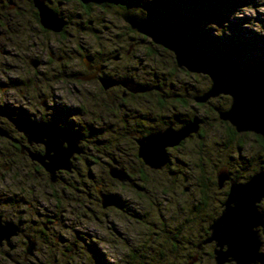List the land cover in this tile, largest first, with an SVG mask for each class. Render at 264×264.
<instances>
[{
    "label": "rangeland",
    "instance_id": "obj_1",
    "mask_svg": "<svg viewBox=\"0 0 264 264\" xmlns=\"http://www.w3.org/2000/svg\"><path fill=\"white\" fill-rule=\"evenodd\" d=\"M14 1L16 13H10V19L7 12L13 0H0V18L15 22L14 28L0 24V107L7 106L16 112L12 117L18 118L24 110L35 114L40 109L47 120L51 109V118L60 122L59 126L76 127L74 130L83 133L80 146L85 150L74 153L72 169L58 170L57 180L52 182L46 169L30 158L24 148L29 143L22 132L0 135V214L32 234L37 247L32 255H26L27 244L20 245L18 264H188L195 245L209 235L205 230L220 214L229 189L228 182L218 187L219 169L225 167L230 175L233 170L245 180L264 165V148L255 138L257 133L234 130L232 138L229 122L221 120L217 110L226 109L231 97L221 93L204 102L195 101L193 96L210 87L209 77L186 69L179 72L172 53L155 44L153 52H148L152 44L146 41L131 47L141 61L132 55L120 60L113 57L108 70L129 69L146 75L143 84L155 81L148 75L156 70L164 71L169 86L164 88V96L147 88L146 93L136 91L116 101L110 96L117 93L102 91L97 80H76L71 71L77 76L84 73V60L102 63L107 55H125L128 37L134 34L121 17L122 8L90 3L92 8L86 10L80 0L64 1L58 12L68 21L62 34L53 35L41 32L32 19L30 0ZM174 2L175 12L204 6L197 0ZM129 3V8L141 14L142 3L147 8L157 1ZM195 21L187 35L197 38L208 53L219 49L221 56L242 68L264 72V0H238L225 11ZM14 29L21 36L15 35ZM57 48H61L60 55L72 51L73 57L53 65L39 62L36 68L29 64L30 57L45 59L51 51L57 54ZM183 115L201 118L203 134L192 133L183 145L168 147L170 163L165 169L151 170L140 162L134 134L128 131H138L139 122L152 127L172 117L180 120ZM3 116L8 121L0 120V126L11 131V119ZM110 165L123 168L128 180L111 177ZM100 193L113 204L104 207ZM260 207L264 210V199ZM22 239L12 237L17 242ZM261 239L264 264L263 234ZM4 244L0 264H17L6 258L9 246ZM204 246V251L199 248L202 255L195 263L216 264L214 258L206 256V249H212L214 242Z\"/></svg>",
    "mask_w": 264,
    "mask_h": 264
},
{
    "label": "water",
    "instance_id": "obj_2",
    "mask_svg": "<svg viewBox=\"0 0 264 264\" xmlns=\"http://www.w3.org/2000/svg\"><path fill=\"white\" fill-rule=\"evenodd\" d=\"M83 4L95 3L102 5L105 0H80ZM39 15V21L45 29L61 32L66 20L59 16L47 0H32ZM122 19L130 27L146 35L154 44L160 45L173 53L176 64L191 73H203L211 81L210 87L194 96L197 102H204L210 97L226 94L231 97L226 109H217L219 118L234 126L236 131H253L264 137V74L248 71L234 60L208 53L195 40L185 35L174 26L161 19L149 18L136 13L129 8L121 13ZM33 66H38L39 60L31 58ZM99 70L98 67H96ZM104 88L121 83L129 90L145 91L149 87L137 85L128 77L113 79L100 77ZM10 118L13 126L22 132L29 143L26 148L30 158L40 163L49 173L50 181L57 180V171L72 169L74 153H82L80 146L82 136L78 130L66 129L53 123L12 117L10 113L0 112ZM199 120H191L179 128L172 125L148 133L136 139L138 156L153 169L165 166L168 161V147H173L192 133L200 130ZM0 135L10 137V132L0 126ZM38 142L44 145L42 153L32 150L30 144ZM109 173L113 178L125 181L128 177L123 168L110 165ZM230 180L222 209L207 229L210 234L197 245L201 248L207 242H214L213 255L216 264L234 262L235 264H261L262 247L261 234L264 233V210L260 203L264 199V168L256 171L245 181L230 179V173L223 167L217 173V185L224 187ZM104 207L112 204V199L100 193ZM23 233L22 227L12 219L0 214V245L4 242L11 251L15 244L12 237ZM27 240L26 255H32L36 241L24 234ZM198 260L195 254L188 264Z\"/></svg>",
    "mask_w": 264,
    "mask_h": 264
},
{
    "label": "flooded vegetation",
    "instance_id": "obj_3",
    "mask_svg": "<svg viewBox=\"0 0 264 264\" xmlns=\"http://www.w3.org/2000/svg\"><path fill=\"white\" fill-rule=\"evenodd\" d=\"M64 1H69V0H47V3H48V5L50 6V7H52L53 9H54V11L57 13V14H59L60 15V13L58 12V11H60L59 10V7L60 6H63L62 5V3L64 2ZM1 2H3L4 3V0H1ZM30 2L32 3V6H33V11H32V14H31V17H32V19L34 18V20H35V23H36V25L39 27V29H40V31L41 32H47V33H50V34H62L63 33V31H61L60 33H56V32H54V31H51V30H48V29H45L44 27H42V25L40 24V21H39V15L37 16L36 15V12L38 13V11H37V9H36V7L33 5V2H32V0H30ZM81 5H83V7L86 9V10H89V8H92V4H88V5H86V4H81ZM111 6L113 5L112 3L110 4ZM15 6H16V1H14L13 0V3H11V6H9V10H8V12H7V15L9 16V18L11 19L12 18V16H10V13H12L13 14V11L16 13V9H15ZM127 8H129V7H127ZM126 9V8H125ZM130 9V8H129ZM2 15V14H1ZM60 16H62V15H60ZM37 17H38V19H37ZM9 20V19H8ZM8 20H5V21H3V19H1L0 18V24H3V23H8L9 25H11L12 26V28H14V25H15V22H13V21H8ZM67 20V19H66ZM68 21V20H67ZM91 22H92V20H90ZM19 23V22H18ZM28 23L30 24L31 23V19H30V22L28 21ZM125 26V25H124ZM31 27H32V25H31ZM127 28V27H126ZM19 29V27L17 28V30ZM128 29H129V31H131V33H133L134 35L133 36H129L128 37V49L126 50V52H125V55H122V54H120L119 52L117 53V54H115V55H110V56H108L107 55V57H105V59H106V61H104V62H102V63H98L96 60V62L95 61H93V59H90V58H88V59H86V60H84V64H85V68H86V71L84 72V73H81L80 75H76L75 74V71L73 72V71H71V73H72V76L73 77H75L76 78V80H81L82 78H84V79H89V80H97L98 82H99V87L101 88V90L102 91H106V92H111V94L113 93H117V95H115V96H110V99L113 97V99H115L116 101H118V99L119 98H121V101L122 100H124L127 96V94H133L134 92H131V91H128L126 88H125V86L124 85H122L121 83H117V84H114V85H111L110 87H107V88H104L103 86H102V84H101V82H100V77H109V78H113V79H121V78H125V77H128V78H130L131 80H132V82L134 83V84H137V85H142V86H146V87H149V88H151V90H149L150 92H160L161 93V95L162 96H164L165 94H162L163 93V91H164V88H166V86H168L166 83H165V80H166V77H167V74H166V72H164V71H162V72H158L157 70L155 71V74L154 75H148L150 78L152 77V78H154V82H152V83H146V84H143L142 83V80L143 79H145V77L144 76H146V75H142V74H140V73H138V72H133V73H131L130 72V70L128 69L127 70V72H125V71H121V72H118V70H111V71H113V72H109V66H108V63L111 61V60H114L113 59V57H115V58H117L116 60H120V59H124L125 58V56L127 55V56H134L135 58H137V60L138 61H141L140 59H139V57L136 55L137 53H133L132 51V49H131V47L133 46V45H136L137 43H139V42H141V41H146V42H148V43H151L152 45H151V47H148L149 49H146L148 52H153V49H154V43L151 41V39L149 38V37H147L146 35H144V34H141V33H139L138 31H136V30H134V29H132L131 27H130V25L128 24ZM6 30L9 32L10 30H11V27L10 28H6ZM15 30V29H14ZM35 30H37V29H35ZM16 31V30H15ZM11 32V31H10ZM15 35H17V36H21V32L19 31V32H17L16 31V34ZM12 40L14 41V44L15 43H17V41L16 40H14L13 38H12ZM52 44L53 43H51V46H52ZM155 45H157V44H155ZM23 46V45H22ZM157 46H160V45H157ZM123 47V46H122ZM135 47V46H134ZM133 47V48H134ZM164 48V47H163ZM165 49V48H164ZM167 50V49H166ZM56 52H57V54H55L54 52H49V55L47 56V58H43V59H40V58H38V57H30L29 58V61H30V59L31 58H35V59H38L39 61H40V64L39 65H42V64H44V65H47V64H49V63H53V62H60V63H65L66 61H67V56L68 57H73V52L71 51L70 52V54H67V52L66 51H62V52H66V53H64V54H62V55H60L58 52H61V48H57V50H55ZM167 51H169V50H167ZM170 52V51H169ZM48 53V52H47ZM170 53H172V52H170ZM172 55H173V53H172ZM214 55V54H213ZM219 55H220V52H219ZM173 57H174V55H173ZM104 59V60H105ZM174 60H175V58H174ZM28 61V62H29ZM176 62V61H175ZM29 64H31L32 66H33V64H32V61H30L29 62ZM53 65V64H52ZM109 65H110V63H109ZM139 65H142V62H139ZM34 67V66H33ZM96 67H98L99 68V70H97V68ZM34 68H36V67H34ZM110 68H111V66H110ZM177 68H179L178 69V71L179 72H181V71H183L185 68H180V67H178L177 66ZM144 70V69H143ZM247 70V69H246ZM34 71V70H33ZM134 71H135V69H134ZM187 72H189L188 70H186ZM248 71H250V70H248ZM35 72V71H34ZM98 72V73H97ZM261 73V72H260ZM263 74H264V72H262ZM81 78V79H80ZM83 79V80H84ZM86 80H84V81H86ZM88 80V81H89ZM164 83V84H163ZM171 84V83H170ZM168 88H169V86H168ZM119 91H121V94H119L118 95V92ZM172 91H175V90H173L172 89ZM146 92H148V90L147 91H145V92H143V93H146ZM134 94H137V93H134ZM174 94V97H176V98H179V99H181L182 100V98L180 97V96H178L176 93H173ZM193 98H194V96H193ZM105 101V102H104ZM101 102H103V106H104V108L105 109H109L108 108V105H107V103H106V100L105 99H101ZM109 103H111L112 101H108ZM48 106V104L47 105H43V107L44 108H46ZM75 109H77L76 107H74L73 108V110H75ZM64 110H65V112H66V115L67 116H69V111H68V109H66L65 107H64ZM0 112H7V113H10L11 115L13 114L14 115V113H16V112H14V111H12L11 109H8L7 108V106H4V107H0ZM113 113L115 114V115H117L118 113H117V111H113ZM21 115V114H20ZM42 116L43 114H42V110H40V109H37V112L34 114L32 111H29V110H24L23 111V115H21V117L23 118V116H24V118L25 119H28V120H36V121H40V122H44V123H53V124H55V125H57V126H59V125H61V123L60 122H58V121H56V119H53V118H51V109L48 111V115H49V118H50V120H47L46 119V117H41V119L40 120H38L37 118V116ZM16 116V115H15ZM2 119H6L7 120V118L5 117V116H3V114H0V120H2ZM194 119H198L199 120V117H194V118H190L189 116H187V115H183V116H181V118H180V120H174L173 119V117L167 122V121H165L164 123L162 122V123H160V124H156L155 126L153 125L152 127H147L145 124V122H139V123H137V128H138V131H134V129L132 128V129H130L129 131H128V133L129 134H134V138H135V141H136V139L137 138H139V137H144V136H146L148 133H150V132H152V131H156V130H159V129H165L166 127H168V126H170V125H172L174 128H179L181 125H183L184 123H187L188 121H191V120H194ZM8 121V120H7ZM199 122H201V118H200V120H199ZM225 122H227V121H225ZM11 125H13L12 124V122L10 121L9 122ZM228 123V122H227ZM230 124V123H229ZM231 126V125H230ZM59 127H62V126H59ZM233 127V129L236 131V129H235V127L234 126H232ZM62 128H66V127H62ZM66 129H71V127L70 128H66ZM73 129H76V127H74ZM231 130V129H230ZM8 131L10 132V134L12 135V133H14L15 131L16 132H18V133H20L21 134V132L20 131H18L15 127H13V129H11V131L8 129ZM80 132V131H79ZM80 134H81V136L83 137V133L82 132H80ZM198 134L199 135H202L203 134V131L201 130V127H200V130H199V132H198ZM254 134H256V133H254ZM234 135H236L235 134V132H233V130H232V138L234 137ZM13 136V135H12ZM256 136L257 137H255L257 140H259L260 141V143L262 144V146H263V148H264V137L263 136H261V135H258V134H256ZM24 137V136H23ZM186 140H188V138H186V139H184L182 142H180V144H178V145H176L175 147H178V146H180V145H183L184 144V142L186 141ZM137 143V142H136ZM40 145V146H39ZM34 146H38L39 148H35ZM136 146H137V152H136V155H137V158H138V160L140 161V162H142L143 164H145L144 163V161L142 160V158H140L139 156H138V143L136 144ZM30 147L33 149V150H35V151H37V152H40V153H42L43 151H44V146L42 145V144H39V143H32L31 145H30ZM173 148H174V146H173ZM38 149H41V150H38ZM169 150V149H168ZM169 151H168V157H169ZM168 163H170V157H169V161H168ZM146 165V164H145ZM148 166V165H147ZM149 167V166H148ZM167 166H164L162 169H165ZM151 170H154L153 168H151V167H149ZM223 168V167H222ZM262 168H264V165H261L260 167H258V168H256L255 170H254V172L253 173H255L256 171H258V170H260V169H262ZM221 169V168H220ZM161 170V169H160ZM60 172H62V171H60ZM252 173V174H253ZM251 174V175H252ZM232 175V176H231ZM231 175H230V179H240V181H245V180H243L242 179V176H241V174H235L234 172H233V170H232V173H231ZM250 175V176H251ZM249 176V177H250ZM112 177V176H111ZM242 179V180H241ZM128 180V179H127ZM229 183V187H230V180L229 181H226V183ZM226 183H225V185H226ZM224 185V186H225ZM227 192H228V190H227ZM227 192H226V194H227ZM113 204V203H112ZM111 204V205H112ZM261 208V207H260ZM2 215V214H1ZM3 216V215H2ZM4 217V216H3ZM4 218H7V217H4ZM9 219V218H8ZM45 225H46V223H45ZM45 225H43L44 226V228H45V230L47 229V226H45ZM21 226V225H20ZM22 227V226H21ZM22 230H23V233L24 234H28V232H26L25 230H24V228H22ZM208 229L206 228V231H207ZM208 232H209V230H208ZM23 233H20L19 235H17V236H15V237H13L14 239L15 238H19V237H21L22 236V241L21 242H17V241H15V240H12L14 243H15V247L10 251H7V252H5L4 254H5V256H6V258H8L11 262L13 261L14 263H17L18 264V262L20 263V261H19V258H20V255H19V253H18V247L21 245V246H25L26 244H27V240L25 239V236H24V234ZM30 234V233H29ZM263 235H264V233H263ZM30 236H32V234H30ZM5 246V244L4 245H2V246H0V247H4ZM24 251H26V246L24 247ZM13 252H16L17 254H18V256L17 255H14L13 254ZM24 257H25V259L27 258L25 255H24ZM23 264V263H22Z\"/></svg>",
    "mask_w": 264,
    "mask_h": 264
},
{
    "label": "trees",
    "instance_id": "obj_4",
    "mask_svg": "<svg viewBox=\"0 0 264 264\" xmlns=\"http://www.w3.org/2000/svg\"><path fill=\"white\" fill-rule=\"evenodd\" d=\"M132 0H105L102 6L110 5L111 3L122 8L123 10L131 5ZM157 4H150L147 8H143L141 4V14L144 13L149 18H157L163 20L165 23L170 24L174 26L177 30H180L185 35L190 32V28L196 23L195 20H202L203 18L211 15H215L219 12L225 11L229 9L232 6L237 5L238 0H197L198 3H202L204 6H191L192 8L188 12H183L177 10L176 12L172 10V4L175 3L174 0H156ZM132 11H135L134 8H130ZM136 12V11H135ZM137 13V12H136ZM179 13V14H178ZM36 15L38 16V13L36 12ZM38 19V17H37ZM195 27V26H194ZM191 33V32H190ZM188 36V35H187ZM190 37V36H188ZM191 38V37H190ZM194 38V37H193ZM192 38V39H193ZM195 42H197L201 47H203L200 43V41L197 38H194ZM217 50V49H216ZM214 50V55H219L218 51H221L218 49V51ZM221 56V55H220ZM230 134L232 136V130L234 129L232 126H228ZM231 129V130H230ZM16 146V145H15ZM37 148L38 146H34ZM85 152V151H84ZM164 167V166H163ZM162 167V168H163ZM160 168V169H162ZM160 169H154V170H160ZM210 234L208 230H205V235L207 236ZM198 244L195 245L194 248V254H190L189 258H192L195 254H198V260L201 258V253L204 251V248L201 247L202 251L197 247ZM206 256H209L211 258H214L213 255V248L206 249ZM197 260V261H198ZM196 261V262H197ZM196 264V263H195Z\"/></svg>",
    "mask_w": 264,
    "mask_h": 264
},
{
    "label": "bare ground",
    "instance_id": "obj_5",
    "mask_svg": "<svg viewBox=\"0 0 264 264\" xmlns=\"http://www.w3.org/2000/svg\"><path fill=\"white\" fill-rule=\"evenodd\" d=\"M109 87H110V86H109ZM17 130H18V129H17ZM18 131H19V130H18ZM32 143H38V142H32ZM32 143H31V144H32ZM31 144H30V145H31ZM39 144H41V143H39ZM84 151H85V150H84ZM84 151H83V152H84ZM159 169H160V168H159Z\"/></svg>",
    "mask_w": 264,
    "mask_h": 264
},
{
    "label": "clouds",
    "instance_id": "obj_6",
    "mask_svg": "<svg viewBox=\"0 0 264 264\" xmlns=\"http://www.w3.org/2000/svg\"><path fill=\"white\" fill-rule=\"evenodd\" d=\"M14 127V126H13Z\"/></svg>",
    "mask_w": 264,
    "mask_h": 264
}]
</instances>
